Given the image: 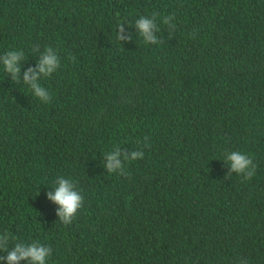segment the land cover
Returning <instances> with one entry per match:
<instances>
[{"label": "trees", "instance_id": "obj_1", "mask_svg": "<svg viewBox=\"0 0 264 264\" xmlns=\"http://www.w3.org/2000/svg\"><path fill=\"white\" fill-rule=\"evenodd\" d=\"M47 46L43 103L23 76ZM8 51L26 58L19 82L0 59V264L17 243L47 264H264V0H0ZM231 151L252 180L227 177ZM61 177L84 197L70 225L47 195Z\"/></svg>", "mask_w": 264, "mask_h": 264}, {"label": "clouds", "instance_id": "obj_2", "mask_svg": "<svg viewBox=\"0 0 264 264\" xmlns=\"http://www.w3.org/2000/svg\"><path fill=\"white\" fill-rule=\"evenodd\" d=\"M167 23V20L165 21ZM136 27L139 29L140 35L143 38L145 44L158 43L156 37L153 35L155 24L152 20L147 18L140 19ZM119 35L117 39L119 41L128 40L130 37L125 36L123 24L118 25ZM25 53L23 51H8L0 56L2 59L6 73L11 74L14 81L19 82L20 62L24 60ZM61 66L60 56L57 52L53 51V48L47 46L44 54L39 60L38 67L36 69H28L24 73L23 80L30 90L34 92L35 96L43 103H49L51 101V95L49 91L41 86L40 74L45 77H49L53 72H57ZM150 146V145H145ZM144 156L143 151L133 152L131 159L135 160L137 157L141 159ZM121 152L117 149L113 153L107 154L106 168L109 173L119 172L121 176L127 177L128 172H124V165L121 164ZM124 158L129 159L128 154L124 153ZM227 162L230 164L231 171L227 177H230L232 173L243 176L246 180H252L256 174L257 165L253 159L248 155L239 151H231L226 156ZM58 185L54 192H48V198L54 201L60 206L58 211L59 220L65 225H70L84 205V197L75 190V185L69 179L61 177L56 180ZM13 238L9 233H5L0 236V249H6V243L8 239ZM52 255V248L45 246L41 243H32L31 245H25L22 243L15 244V247L7 255L8 264H20L22 260H31L32 264H47L48 258ZM240 264H247V261L243 258L240 259Z\"/></svg>", "mask_w": 264, "mask_h": 264}]
</instances>
